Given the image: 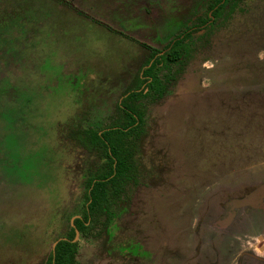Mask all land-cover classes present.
I'll list each match as a JSON object with an SVG mask.
<instances>
[{"label":"rangeland","instance_id":"1","mask_svg":"<svg viewBox=\"0 0 264 264\" xmlns=\"http://www.w3.org/2000/svg\"><path fill=\"white\" fill-rule=\"evenodd\" d=\"M208 3L0 0V264H46L97 161L80 132L108 123L146 46ZM209 26L149 108L137 183L97 236L78 235L77 264H264V0Z\"/></svg>","mask_w":264,"mask_h":264},{"label":"trees","instance_id":"2","mask_svg":"<svg viewBox=\"0 0 264 264\" xmlns=\"http://www.w3.org/2000/svg\"><path fill=\"white\" fill-rule=\"evenodd\" d=\"M242 1L209 0L207 13L198 15L196 28L186 27L165 46L162 54L150 49L142 69L108 123L98 130L90 128L80 132L78 141L96 156L97 161L86 175L80 216L73 220L66 239L57 243L47 264H77L76 232L88 236L100 225L110 222L113 206L123 198L127 187L137 183L139 178L137 141L143 134L147 104L161 99L167 91L166 83L179 74L180 71L171 72L172 66L186 64L193 52L195 34L201 29L208 31L210 23L216 24L230 17Z\"/></svg>","mask_w":264,"mask_h":264},{"label":"flooded vegetation","instance_id":"3","mask_svg":"<svg viewBox=\"0 0 264 264\" xmlns=\"http://www.w3.org/2000/svg\"><path fill=\"white\" fill-rule=\"evenodd\" d=\"M222 20H224V19H222ZM197 22V21H196ZM195 22V23H196ZM194 23V24H195ZM194 24L192 25L191 24V21H188L187 22V24H186V27H193V28H196V27H194ZM185 27V28H186ZM184 28V29H185ZM192 28V29H193ZM203 28V27H202ZM184 31V30H183ZM205 30L204 29H201V31H199V32H204ZM207 31V30H206ZM205 31V32H206ZM198 32V33H199ZM143 46L145 47L146 45L145 44H143ZM146 48H147V50H149L150 51V49H155V48H150L148 45L146 46ZM164 48H165V46L164 47H162V49H160V48H156L155 50H158L159 52H161L160 54H162L165 50H164ZM148 57V56H147ZM191 57V56H190ZM190 57H189V59H190ZM189 59H187L186 60V62L188 63V61H189ZM146 60V59H145ZM144 63V62H143ZM142 66H143V64H142ZM142 66L140 67V69H142ZM140 69L138 70V72L140 71ZM137 72V73H138ZM178 74H176L175 75V77L177 76ZM135 76H136V74H135ZM135 76L133 77V78H135ZM175 80V79H174ZM174 80H171L170 82H168V83H166V86H167V91H166V93L163 95V97L161 98V99H159L158 101H156V102H153V103H148L147 104V106H146V108H147V114H148V111H149V108H150V106L151 105H154V104H157L158 102H160L166 95H167V93H168V90H169V86L172 84V82H174ZM133 81V80H132ZM132 81L130 82V84L128 85V88H129V86L131 85V83H132ZM127 88V89H128ZM126 89V90H127ZM126 90L123 92V95H122V97L124 96V94H125V92H126ZM122 99V98H121ZM121 99H120V101H121ZM120 101L117 103V105L120 103ZM117 105H116V108H117ZM116 108H115V112H116ZM115 114V113H114ZM113 114V115H114ZM147 114H146V117H145V125H144V130H143V134L140 136V138L138 139V141H137V144H138V151H139V141H140V139L144 136V134H145V130H146V126H147ZM112 115V116H113ZM111 116V117H112ZM86 129H89V128H86ZM137 154H138V152H137ZM138 156V155H137ZM136 159H137V157H136ZM137 167H138V164H137ZM88 173V172H87ZM134 184V183H133ZM132 185V184H131ZM128 188V187H127ZM84 190H85V186H84ZM120 201V200H119ZM83 202V201H82ZM227 206V205H226ZM260 207H264L263 205H261L260 204ZM258 211V210H257ZM259 211H261V210H259ZM262 211H264V210H262ZM79 216H80V214H79ZM78 216V217H79ZM75 218H77V217H75ZM75 218H73V220L75 219ZM73 220H72V222H71V225L69 226V229H68V231L70 230V228H71V226L73 227ZM111 223V220H110V222L108 223V224H106V225H100L96 230H94L93 231V233L91 234V235H88V236H86V235H82L81 233H79V232H76V237H75V240H74V242L75 243H77V253H76V257H75V259H76V262H77V256H78V253H79V243H78V240H77V237H78V235L79 236H81V238H90V237H93V236H97L100 232H101V230H102V228L103 227H107L109 224ZM68 231H67V233H68ZM67 233L63 236V237H61L55 244H54V246H53V249H52V252H51V254H53V252H54V249H55V247H56V245H57V243L59 242V241H61V240H64V239H66V235H67ZM241 240H239V242H240ZM239 244V243H238ZM51 254L49 255V257L51 256ZM49 259V258H48ZM48 259H47V261H46V264H47V262H48Z\"/></svg>","mask_w":264,"mask_h":264}]
</instances>
